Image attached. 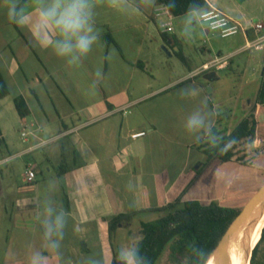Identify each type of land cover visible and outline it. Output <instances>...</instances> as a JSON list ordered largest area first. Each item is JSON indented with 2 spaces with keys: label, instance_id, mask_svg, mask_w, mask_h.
Returning a JSON list of instances; mask_svg holds the SVG:
<instances>
[{
  "label": "crops",
  "instance_id": "1",
  "mask_svg": "<svg viewBox=\"0 0 264 264\" xmlns=\"http://www.w3.org/2000/svg\"><path fill=\"white\" fill-rule=\"evenodd\" d=\"M106 1L92 0L94 29L100 39L83 63L75 67L67 64L68 58L57 57L48 44L59 38L55 32L47 37L38 34L34 0L24 5L29 20L18 27L6 17L10 0H0V68L11 90L9 96H24L32 118L31 133L25 129L21 133L26 143H32L28 149L18 150L20 146L10 140L9 133H0L1 263H28L32 253L45 252L48 242L41 221L44 209L52 207L53 219L63 209L69 220L61 256L45 252L46 264H61V257L63 264H85L92 254L102 257L103 264H112L114 252L129 243L132 226L149 222L141 219L144 216L152 217L150 221L159 219L164 214L159 210L174 203L192 182L177 192V181L170 180V172L158 173L151 167L149 141L155 128L150 129L142 114H136L138 121L132 119L130 109L167 89L164 85L151 90L149 76L153 66L164 64V51L178 58L184 53L196 56V68L187 66L190 75L177 81L189 82L193 76L208 73L203 67L210 61L199 59V53L207 48L197 45V33L184 16H173L158 0L150 8H143L140 0H128L121 11L109 7ZM206 2L209 9L216 8L252 29L251 36L254 26L264 23V0ZM135 7L140 10L134 12ZM174 21H180L179 27ZM169 27L172 32L167 31ZM200 28L205 30L204 25ZM109 36L114 42H108ZM94 81H99L95 90L91 89ZM21 119L25 125L27 118ZM140 132L146 135L133 137ZM55 141H65L70 148L69 158L73 159L61 174L48 170L55 175L54 180L58 177L63 183L61 192L53 179L47 180L48 186L41 191L38 178L45 174L39 162L27 164V170L34 169L37 174L36 180L29 182L26 173L27 187L20 186L13 177L10 184L6 183V176H14L11 163ZM219 163L231 162L216 160L210 165ZM229 179L224 171L209 179L215 200L225 199ZM129 182L132 191L126 190ZM131 213L136 214L132 221L121 226L112 240L110 220Z\"/></svg>",
  "mask_w": 264,
  "mask_h": 264
},
{
  "label": "rangeland",
  "instance_id": "2",
  "mask_svg": "<svg viewBox=\"0 0 264 264\" xmlns=\"http://www.w3.org/2000/svg\"><path fill=\"white\" fill-rule=\"evenodd\" d=\"M261 19L264 20V17ZM173 24L179 27L180 21H174ZM200 25L203 26L201 23ZM200 27H192L193 32L197 33V36L195 35L197 45L207 48L203 54L199 53V59L211 61L216 56L227 57L232 54L233 58L229 61V66L210 70L218 72L219 79L214 81L206 79L204 73L205 75L193 76L189 82H177L184 76L190 75L187 66L195 69L198 60L195 55L188 53L178 58L164 51L162 55L164 64L161 67L158 64L156 67L153 66V69L149 70V76L153 83L151 90L159 89L164 85L168 87L163 93L148 97L140 105L130 109L131 117L136 120V114H142L146 117L145 123L150 125V129L155 128L150 135L148 162L153 163L150 165L158 173H163L164 170L170 172V180L177 181V192L185 188L191 179L199 178L196 185L186 193L185 201L195 200L206 205L216 201L220 205L244 208L264 185V153L257 157L254 166L245 167L233 162L204 166L208 156L197 146L205 142H196L194 137L186 132L184 123L188 115L199 109L202 114H208L211 129L217 128L226 134H230L240 122L253 115L264 124V105H259L258 100L264 73V48L243 51L246 39L242 33L222 38L206 27L205 30ZM193 90L196 95H185L186 92L191 93ZM205 98H207V106L201 103ZM3 104L5 108H1ZM31 121L32 118L27 117L26 124L22 123L12 96L0 99V129L9 133L10 140L20 146L18 150L28 149L32 144L26 143L21 135L24 129L27 133H31ZM201 136L202 139L205 138L203 134ZM60 144H63L64 148ZM257 146L260 148L261 144ZM69 149L65 141H55L37 151L26 153L11 163L15 170L14 176H6V183L10 184L13 177L20 186L27 187L25 184L27 164L39 162L44 176L47 177V179L44 176L38 178L43 192L49 184L47 180L54 178L55 175L52 173L55 170L61 171L72 165L73 159L69 158ZM0 150H3V146H0ZM49 168L52 173L48 171ZM3 169L7 174L6 167L3 166ZM223 171L230 177L229 190L226 191L224 200L217 201L209 179ZM34 172L36 173L35 170ZM53 182L58 183L57 191L61 192L63 183L60 179L55 177ZM141 219L150 221L153 218L144 216ZM128 234L129 243L139 241L142 238L140 223L132 226L131 234L129 232ZM255 247L249 255L247 264H251ZM258 261L264 264V243L260 247ZM0 264L13 263L0 262ZM159 264H170L169 251L164 253Z\"/></svg>",
  "mask_w": 264,
  "mask_h": 264
},
{
  "label": "trees",
  "instance_id": "3",
  "mask_svg": "<svg viewBox=\"0 0 264 264\" xmlns=\"http://www.w3.org/2000/svg\"><path fill=\"white\" fill-rule=\"evenodd\" d=\"M26 2L27 0H21L20 5L24 7ZM158 2L160 5L166 6L175 17L184 16L190 4L202 5L206 10L209 9L206 0H158ZM168 5L174 6L169 8ZM108 42H114L112 36H109ZM179 57L183 56L179 55ZM10 94L8 81L0 68V98H6ZM258 100L259 105H264V73ZM14 103L21 118L31 115L30 106L24 96H16ZM212 132L216 135L217 140H220L218 147L213 148L207 143L197 146L208 156V162L204 166L210 165L216 160L234 161L244 166H252L254 160L264 153V124L255 115L245 118L230 134L223 133L217 128H213ZM229 141L232 143L226 151H222L223 146ZM259 143L261 144L260 148L257 146ZM198 179L195 177L174 203L159 210L164 213L159 219L141 224L142 238L139 242L142 253L151 260V264H159L166 251H169L170 264H197L195 254L189 250V245L192 242H195L207 254L208 262L242 213L243 208L228 207L216 202L206 205L195 200L185 201L186 193L196 185ZM135 215V213L120 214L110 220L109 230L112 240L118 229L129 224ZM263 243L264 229L262 238L253 251L251 264H260L258 258ZM116 253L117 251L114 252L115 258L112 264H119L116 260Z\"/></svg>",
  "mask_w": 264,
  "mask_h": 264
},
{
  "label": "clouds",
  "instance_id": "4",
  "mask_svg": "<svg viewBox=\"0 0 264 264\" xmlns=\"http://www.w3.org/2000/svg\"><path fill=\"white\" fill-rule=\"evenodd\" d=\"M155 2L156 0H140V5L143 8H150L155 5ZM107 3L109 7L121 11L128 0H107ZM34 4L36 5L34 10L38 13L36 19L38 34L47 37L51 32H55L59 38L48 42L54 54L59 58H68V65L79 67L92 51L93 45L100 39L99 33L94 29L92 0H34ZM173 6L168 5L169 8ZM139 10V7L134 8V12ZM208 13L202 5L190 4L184 18L188 25L195 26L199 25ZM6 17L9 23L24 26L29 20V11L20 5V0H10ZM95 75L98 76L99 72ZM98 83L99 81H94L91 89L95 90ZM185 95H196V92L193 90L191 93L186 92ZM201 103L207 106V98ZM184 128L198 143L203 141L213 148L220 144V140L218 141L212 132L208 114H202L199 109L187 116ZM201 134L205 138L202 139ZM231 143L229 141L221 150L226 151ZM126 190H133L131 182L126 185ZM52 216L53 208L46 207L41 221L44 228L43 236L48 242L45 252L61 256L60 249L69 217L63 209L54 219ZM189 250L195 254L197 264H207V254L195 242L189 245ZM45 252L32 253L28 258V264H46ZM116 260L119 264H151V260L142 253L139 241L122 245L117 250ZM61 264H63L62 257ZM85 264H103V258H97L95 254H92L86 258Z\"/></svg>",
  "mask_w": 264,
  "mask_h": 264
},
{
  "label": "built area",
  "instance_id": "5",
  "mask_svg": "<svg viewBox=\"0 0 264 264\" xmlns=\"http://www.w3.org/2000/svg\"><path fill=\"white\" fill-rule=\"evenodd\" d=\"M208 15L201 21V24L208 28L213 33L221 36L222 38H229L237 34L242 33L246 38V44L243 47V51L248 50H261L264 48V23H258L254 26V36L250 35L252 29L245 27L242 23L235 20L226 13L216 9L210 8L207 10ZM168 32H172L173 28H167ZM233 56L219 57L216 56L209 63L204 65L203 72L210 71L214 68L224 69L230 64V60ZM146 132H140L134 134V138L143 137ZM36 178V173L33 169L28 171V181L33 182Z\"/></svg>",
  "mask_w": 264,
  "mask_h": 264
},
{
  "label": "bare ground",
  "instance_id": "6",
  "mask_svg": "<svg viewBox=\"0 0 264 264\" xmlns=\"http://www.w3.org/2000/svg\"><path fill=\"white\" fill-rule=\"evenodd\" d=\"M264 229V205L246 222L230 245L229 264H247L249 255L258 244ZM207 264H221L220 255L214 254Z\"/></svg>",
  "mask_w": 264,
  "mask_h": 264
},
{
  "label": "water",
  "instance_id": "7",
  "mask_svg": "<svg viewBox=\"0 0 264 264\" xmlns=\"http://www.w3.org/2000/svg\"><path fill=\"white\" fill-rule=\"evenodd\" d=\"M206 79L214 81L219 79L218 72L213 70L206 74ZM264 205V185L262 188L252 197V199L243 208L237 221L232 225L227 234L224 236L219 247L214 251L212 256L216 253L220 255L221 264H229V251L232 239L238 235L246 222ZM211 256V257H212ZM210 257V258H211ZM210 260V259H209Z\"/></svg>",
  "mask_w": 264,
  "mask_h": 264
}]
</instances>
